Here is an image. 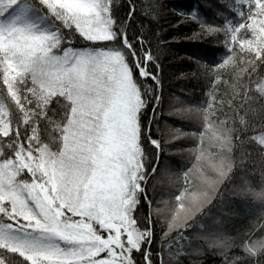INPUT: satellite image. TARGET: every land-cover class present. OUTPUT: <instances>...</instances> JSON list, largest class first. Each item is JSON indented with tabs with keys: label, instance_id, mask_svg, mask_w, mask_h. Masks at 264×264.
I'll return each instance as SVG.
<instances>
[{
	"label": "trees",
	"instance_id": "trees-1",
	"mask_svg": "<svg viewBox=\"0 0 264 264\" xmlns=\"http://www.w3.org/2000/svg\"><path fill=\"white\" fill-rule=\"evenodd\" d=\"M28 2L31 13L41 15L45 24L41 26L65 37L73 34L64 28L63 21L41 6L40 0ZM188 2L137 0L144 29L161 38L159 45L153 37L152 50L159 56L162 87L151 86L156 90L150 95L158 100L142 126L135 121L140 170L131 216L143 236L153 242V253L158 255L156 264H264V148L256 138L264 132V41L252 49L248 45L253 35L250 28L240 27L257 16V2L191 0L197 7L196 19L174 27L175 16L180 15L176 8L188 10ZM5 72L0 61V101L7 107L9 126L7 132L0 129V161L17 164L19 181L46 183L40 171L32 176L25 172V166L40 168L38 150L42 147L53 151L61 148L56 126L62 124L72 104L55 95L43 106L40 93L29 83L24 89L19 85L18 101L7 89ZM24 101L29 102L26 105ZM164 125L169 126V132L182 134L180 140H187L192 148L188 154L185 151V156L168 158L177 163L176 188H193L202 182L197 170L207 162L206 155L212 158L225 152L223 157L231 161L213 196L187 222L169 230L153 209L163 204L155 190L156 169L163 159L158 146L161 150L173 146L163 137ZM217 130L224 132L215 133ZM185 134L194 137L185 138ZM159 191L167 208L173 207L177 195H170L166 189ZM0 207L5 209L0 212V223L32 229L1 198ZM0 250L6 264H31L18 251Z\"/></svg>",
	"mask_w": 264,
	"mask_h": 264
},
{
	"label": "snow or ice",
	"instance_id": "snow-or-ice-1",
	"mask_svg": "<svg viewBox=\"0 0 264 264\" xmlns=\"http://www.w3.org/2000/svg\"><path fill=\"white\" fill-rule=\"evenodd\" d=\"M41 6L73 34L65 37L58 31L34 39L31 47L41 54L22 61L21 71L31 72L34 83L59 84L69 103L79 102L78 118L72 122L66 159L52 160L50 168L25 166L26 173L35 176L40 171L47 181L33 180L31 187L24 184L39 217L30 209L19 213L35 218L41 231L20 239L0 223V238L47 250L49 264H156L153 242L139 232L129 237L130 229L117 222L122 215L116 200L129 121L143 125L158 100L150 95L156 90L151 86L162 87L159 56L152 50L153 37L159 45L161 38L144 29L137 0H41ZM30 7L28 0H0V17L12 10L7 20L0 18V32L11 34L18 24L31 27ZM196 8L191 0L188 10L176 8L180 15L175 16L174 27L194 21ZM54 49L59 54H53ZM69 212L80 219H65ZM125 237L129 238L125 241Z\"/></svg>",
	"mask_w": 264,
	"mask_h": 264
},
{
	"label": "rangeland",
	"instance_id": "rangeland-1",
	"mask_svg": "<svg viewBox=\"0 0 264 264\" xmlns=\"http://www.w3.org/2000/svg\"><path fill=\"white\" fill-rule=\"evenodd\" d=\"M41 1V0H40ZM239 3L248 4L250 1L257 2V16L252 18V20H247L242 28L248 27L252 32V38L248 42V45L255 49L258 47V44L261 41H264V0H237ZM65 3H71L73 0H64ZM236 5V4H235ZM11 15V12L7 14L4 18L8 19V16ZM1 18V17H0ZM28 21L31 20V27H26L23 24L16 25L12 30L11 34L9 31L0 32V61L3 65L5 72V82L7 89L9 90L11 96L18 100L17 89L22 86V89L30 85V88L37 90L40 95L39 99L44 104L55 95H59L65 98L69 102V96L66 94V90L62 89L59 84H52L48 86V82L45 81L43 85L40 83H34L32 80L31 72H22L21 70L25 67V64L22 61L35 59L40 56L39 51H35L32 47V41L37 37H47L55 34L50 27L41 26L44 24V21L40 14L31 13L29 11ZM38 21V23L36 22ZM36 22V23H35ZM45 25V24H44ZM37 27V30L34 28ZM248 47V49H250ZM53 54H59L57 49L53 50ZM71 63V61L69 62ZM28 78V79H27ZM27 79V81H26ZM26 81V82H25ZM20 85V87H19ZM43 89V90H41ZM261 90L264 93V81L261 85ZM75 101V96L72 97ZM29 101H24L27 105ZM71 109L64 121L60 126H56V129L59 131V137L61 139V148L59 150L53 151L47 147H42L39 149L40 155V168H50L52 160H59L61 158H67L69 151V146L72 140V122L78 118L79 111V102L71 103ZM23 108V107H22ZM77 109V112L74 113L73 109ZM129 137L128 145L125 154L121 157V168L119 171V186L117 188V200L116 204L119 209V213L122 215V219L118 220V223H122L126 228L130 229L129 237H134L135 233L139 232L143 235L142 231L135 225V222L131 216V210L134 203V189L138 185V173L140 170V153L137 147V126L135 121H129ZM168 125H164L162 128L164 139H168L173 142L172 148L169 150H161L158 146L159 152H162V162L157 167L156 171V188L157 197L160 199V205L154 206V212L159 215L160 222L162 226L166 229H172L178 227L190 219L192 215L196 213L199 207L207 202L210 199L214 192L216 191L217 186L222 180L223 174L228 172L224 169H230L231 161L227 157H223L224 153H219L217 156H211L212 158L206 155L204 158L207 162H204L198 167L197 176L202 178V182L198 186L193 188H184L180 191L181 188H176L178 183L179 174L175 167L177 163L168 161L169 156L174 155H184L192 151L190 143L187 140H180L182 134L178 133L176 130L169 132ZM219 128V127H218ZM0 129L4 132H7L9 129L8 118H7V107L0 101ZM220 129V128H219ZM224 132L222 130H217L215 133ZM214 133V134H215ZM166 134V135H165ZM187 135L191 138L193 134H185V138H188ZM167 136V137H166ZM226 136V134H225ZM194 137V136H193ZM208 137L204 136V139ZM256 138L262 144L264 148V132L257 134ZM227 143V142H226ZM190 146L188 149L184 150L181 148L182 145ZM171 150V151H170ZM185 156V155H184ZM222 156V158H221ZM216 157V160L213 158ZM224 160H221V159ZM178 168V167H177ZM18 169L16 163L11 160L0 161V198L4 202H8L11 207V211L15 213L18 217H21L24 221L27 222L28 226L31 227V230L19 229L13 226H9L8 231L13 233L16 237L23 239L25 234L31 232L33 235L38 234L41 229L37 226V220L31 216L20 215L21 211L28 212L29 209L32 213H35L39 217V212L36 209V205L32 199L29 198V190L24 186L27 183H21L13 173ZM220 172V173H219ZM223 172V173H222ZM143 175L141 174V179ZM188 179V174L184 175V182ZM11 181V183H9ZM47 183V181H46ZM31 187L32 184H27ZM38 187V185H37ZM130 187V188H129ZM159 189H166L167 192L173 196L175 193L176 198L173 207L167 208V203L162 196H159ZM49 191L51 192V186H49ZM157 201V198H156ZM27 205L26 208H22V204ZM171 205V203H170ZM57 207L59 205L57 204ZM15 209V210H14ZM161 216V217H160ZM72 218L74 220L80 219L77 216H74L73 213H67L65 219ZM42 219V218H41ZM125 237V241L129 238ZM58 243L65 248L69 247L67 243L57 240ZM0 249H10L15 250L21 253L23 256L28 257L31 261V264H35L36 261L39 264H49V258L47 250L45 249H32L20 244V241L12 238H0ZM0 264H6L0 250Z\"/></svg>",
	"mask_w": 264,
	"mask_h": 264
}]
</instances>
